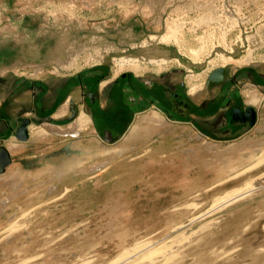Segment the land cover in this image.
<instances>
[{"label":"rangeland","instance_id":"rangeland-1","mask_svg":"<svg viewBox=\"0 0 264 264\" xmlns=\"http://www.w3.org/2000/svg\"><path fill=\"white\" fill-rule=\"evenodd\" d=\"M263 40L264 0H0V79L139 76L156 98L91 109L76 135L65 131L74 119L30 118L0 173V264H264V107L257 126L230 134L204 122L227 101L247 108V92L261 101L264 82L245 89V72H264ZM217 69L224 81L209 84ZM105 129L125 136L110 143Z\"/></svg>","mask_w":264,"mask_h":264},{"label":"crops","instance_id":"crops-1","mask_svg":"<svg viewBox=\"0 0 264 264\" xmlns=\"http://www.w3.org/2000/svg\"><path fill=\"white\" fill-rule=\"evenodd\" d=\"M245 77L247 80L245 89L248 90L252 87L257 90V88L259 89V83L262 81L264 82V72H258L255 68L246 71ZM102 79L99 74L91 71L59 77L56 78L54 82L49 83V85L34 84L24 87V81L18 82L17 80L6 79L4 82L0 83V92L2 93L0 100V138L9 137L11 143L13 141H18L17 132L20 128L21 121L30 120V118L35 121H40L41 123L42 121L53 122L59 120V118L67 119V121L74 119L73 121H75L84 114V118H89L92 123L94 119L92 116H89V113H92L91 109L99 114L113 112L116 110L115 105L118 102V97L119 102L127 104L130 100V102L137 107L140 104L147 105V107L150 105L151 107L155 102L156 98L153 89L155 84L153 81H148L139 76L131 77L130 81H128L127 78L118 81L117 77L110 80ZM165 81L171 82V78L168 77V80ZM166 91L168 92L169 90L165 89V92ZM247 95L249 98V92H247ZM176 99H171V95L167 94L164 100L169 103L173 102L176 104V102H178V105H183V102L178 100L179 98L177 99L178 101ZM66 103L69 105V113L67 112V115L63 113V107ZM202 106L205 110H210L212 108L216 109V97H211V99L205 101ZM262 107H264V96H262L259 106L251 104L245 109L234 108L232 102L227 101L224 108L219 109L215 116L204 122L209 124L213 131H218L219 126H225L224 133L230 134L232 132L231 128L235 127L239 122L249 123L250 128H252L253 125L251 121L243 117L233 119V117H231L232 111L240 110L244 114L248 109H254V112L257 114L254 124L257 126L259 122L258 111H260ZM74 111L77 112L75 118H73ZM181 111H183V109H181ZM137 113L138 110L136 111V114ZM65 115L66 117L62 118ZM11 119L17 121L15 128H12L13 125L10 124ZM228 121L231 123L230 126H227ZM156 122L163 125L168 124L167 120H161L159 117L156 119ZM28 129H31V126ZM135 130L136 129H134V131ZM212 133L215 132H211L210 135ZM29 135L31 136V132ZM102 135H104L105 140L110 143H114L118 139L121 140L123 135L125 136L122 132H117L112 129H105Z\"/></svg>","mask_w":264,"mask_h":264},{"label":"bare ground","instance_id":"bare-ground-1","mask_svg":"<svg viewBox=\"0 0 264 264\" xmlns=\"http://www.w3.org/2000/svg\"><path fill=\"white\" fill-rule=\"evenodd\" d=\"M230 16H231V21H233V23H235L236 25H242V24H244V21H242V20H239V19H237L233 14H231L230 13ZM206 18V17H205ZM222 19V18H221ZM250 23V22H249ZM209 25V24H208ZM218 26V25H217ZM221 26V25H220ZM234 27V26H233ZM232 27V28H233ZM235 28V27H234ZM178 29H176V31H174L173 32V35L172 36H168L167 38H161L160 39V42H162V41H167V40H170V39H175L176 38V35H177V33H178V31H177ZM224 31V30H223ZM250 36V35H249ZM256 36V35H255ZM252 37L251 38V40H250V44H252V50L253 49H255V48H257L258 46H260L261 45V43H263L261 40L262 39H260L259 37ZM246 38H248L247 36H246ZM247 41V40H246ZM264 41V40H263ZM248 43V42H247ZM166 44V43H165ZM251 46V45H250ZM264 46V45H263ZM261 48H262V45H261ZM250 52H252V51H250ZM77 55L75 56H72L69 60L71 61V63H69L68 61L67 62H62L61 63V65L64 67V68H66V69H72V68H74L75 67V65H76V62H74V61H76V59H77ZM143 59V58H142ZM246 60V63H251L252 62V53L251 54H249L248 55V57L245 59ZM135 61H138V60H135ZM142 61V60H141ZM148 61V60H147ZM166 61H167V59L165 60V59H162V60H149V62L150 63H157V64H165L166 63ZM74 62V63H73ZM119 62H121L120 60H119ZM118 62V63H119ZM145 62V61H144ZM124 63H127V64H130L131 63V60L130 61H122L121 63H119V65H121V67L124 65ZM138 63V62H137ZM139 65V64H138ZM138 69V68H137ZM140 71V70H139ZM193 76V75H192ZM191 77V76H190ZM203 88V87H202ZM202 88H201V90H202ZM254 88V87H253ZM254 90V89H253ZM249 91H250V89H249ZM190 93H191V95H196V93H195V91L193 90V89H191L190 90ZM257 94V92H249V100H250V102L253 104V105H257V106H259V104L261 103V101H259V100H257L256 98H255V96L254 95H256ZM64 109V114H66L67 112H68V108H69V105H68V103H66L65 104V106L63 107ZM69 113V112H68ZM257 115V114H256ZM255 121H256V118H255ZM255 121H254V123H255ZM90 123H91V120H89V118H84V114L83 115H81V117L80 118H78L75 122H73L71 125H70V127H69V130H65L66 132H68V133H70V134H73V135H76L77 133H78V131L79 130H81V129H84V130H88L89 129V126H90ZM29 131V130H28ZM30 134V133H29ZM66 134V133H65ZM30 136V135H29ZM19 145V143L18 142H16V141H14V143H12V145H11V147L10 148H8L7 150H8V152H9V154H10V156H11V152H12V150H14L15 148H17V146ZM11 160H12V158H11Z\"/></svg>","mask_w":264,"mask_h":264},{"label":"water","instance_id":"water-1","mask_svg":"<svg viewBox=\"0 0 264 264\" xmlns=\"http://www.w3.org/2000/svg\"><path fill=\"white\" fill-rule=\"evenodd\" d=\"M226 70L225 69H217L213 71L209 78L208 82L209 84H219L222 83L225 79ZM1 82H4L5 80L0 79ZM248 112H251V123H254L255 114L254 110L252 108L248 109ZM77 116V112L74 111V117ZM30 123V120H23L22 124L17 132V139L21 141H25L28 139V124ZM12 162L11 156L8 152V150L5 147H0V173L4 172L5 167L9 165Z\"/></svg>","mask_w":264,"mask_h":264},{"label":"flooded vegetation","instance_id":"flooded-vegetation-1","mask_svg":"<svg viewBox=\"0 0 264 264\" xmlns=\"http://www.w3.org/2000/svg\"><path fill=\"white\" fill-rule=\"evenodd\" d=\"M3 80H6V79H3ZM240 113H242L240 110L239 111H232L231 117H233V119H239V118L243 117L245 119H248L249 121L251 120V112L246 111V112H244V114L243 113L240 114ZM22 121H21V124H22Z\"/></svg>","mask_w":264,"mask_h":264}]
</instances>
